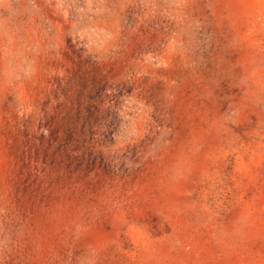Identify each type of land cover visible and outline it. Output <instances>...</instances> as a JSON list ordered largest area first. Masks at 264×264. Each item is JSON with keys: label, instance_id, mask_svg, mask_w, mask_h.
I'll return each mask as SVG.
<instances>
[{"label": "rangeland", "instance_id": "374dc122", "mask_svg": "<svg viewBox=\"0 0 264 264\" xmlns=\"http://www.w3.org/2000/svg\"><path fill=\"white\" fill-rule=\"evenodd\" d=\"M0 264H264V0H0Z\"/></svg>", "mask_w": 264, "mask_h": 264}]
</instances>
